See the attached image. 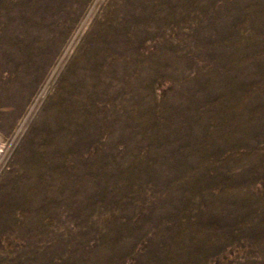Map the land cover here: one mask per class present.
I'll return each instance as SVG.
<instances>
[{
	"label": "rangeland",
	"instance_id": "1",
	"mask_svg": "<svg viewBox=\"0 0 264 264\" xmlns=\"http://www.w3.org/2000/svg\"><path fill=\"white\" fill-rule=\"evenodd\" d=\"M56 1L65 12L62 0H0V84ZM141 46L145 61L81 108L68 149L33 147L31 171L6 174L55 110L52 73L9 132L0 117V203L23 180L47 181L49 157L86 181L80 201L4 219L0 264H264V0H185L153 14Z\"/></svg>",
	"mask_w": 264,
	"mask_h": 264
},
{
	"label": "bare ground",
	"instance_id": "2",
	"mask_svg": "<svg viewBox=\"0 0 264 264\" xmlns=\"http://www.w3.org/2000/svg\"><path fill=\"white\" fill-rule=\"evenodd\" d=\"M62 1L67 3V10L56 14L59 2H55L48 17L50 26L43 30L41 40L33 42L16 56L15 65L10 70L12 76L0 84V109L8 107V110L0 111L5 133L11 130L33 91L41 88L39 83L45 79L48 71L55 79L56 89L51 98L55 110L47 113L44 125L37 124L20 142L12 153L11 164L13 162L14 166L7 171V176L13 173V169L31 171L28 167L36 158L33 147L37 144H46H42L40 149L43 158L46 153L49 156L68 149L72 141H68L66 134H71L76 128L81 129L77 123L82 119L81 108L90 113L87 104L102 98L101 91L106 88L111 76L118 77L125 69H131L130 59L138 55L142 59L139 62L145 61L144 50L140 49L143 48L141 42L146 37L153 14H163L165 9L174 8L185 0ZM36 13L34 8L26 15ZM38 14L40 18L45 17L41 12ZM129 29L132 30L131 39L126 35ZM57 61L65 62L61 67H56ZM34 102L32 100L30 106ZM44 112H41V117L45 116ZM2 143L0 140V158L5 152ZM44 163L49 177L47 181L37 174L39 182L23 180L17 193L3 195L0 229L5 225L4 219H11L16 209L29 212L44 206L55 207L56 203L62 205L72 192L77 196V201L81 200L86 186L81 169L73 174L53 157L47 161L44 159Z\"/></svg>",
	"mask_w": 264,
	"mask_h": 264
}]
</instances>
